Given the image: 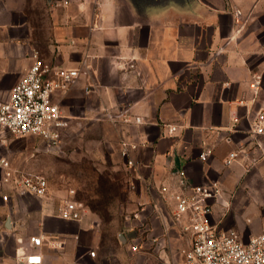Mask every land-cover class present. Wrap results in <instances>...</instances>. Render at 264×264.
<instances>
[{
    "label": "crops",
    "instance_id": "0c3cea01",
    "mask_svg": "<svg viewBox=\"0 0 264 264\" xmlns=\"http://www.w3.org/2000/svg\"><path fill=\"white\" fill-rule=\"evenodd\" d=\"M63 1L0 0V101L10 98L34 52L62 69L87 59L88 73L53 97L68 119L61 142L88 151L100 170L129 187L143 211L124 222L125 243L137 249L107 253L93 213L84 209L80 219L66 220L55 205L30 206L28 196L3 183L0 264H25L33 236L44 238L43 264H183L189 237L172 224L158 191L180 170L194 185L222 187L228 206L214 205L215 224L245 242L259 234L264 134L253 132V119L264 109V0ZM107 109L128 110L132 121L113 123ZM168 125L178 127L174 135ZM10 135L0 130V162L21 170ZM233 152L238 156L227 165ZM4 174L0 165V182Z\"/></svg>",
    "mask_w": 264,
    "mask_h": 264
},
{
    "label": "built area",
    "instance_id": "2783aa9c",
    "mask_svg": "<svg viewBox=\"0 0 264 264\" xmlns=\"http://www.w3.org/2000/svg\"><path fill=\"white\" fill-rule=\"evenodd\" d=\"M63 2L65 5L69 4V0ZM33 59L34 63L15 85L10 98L7 101H0V130L8 131L15 137L38 136L59 149L62 147V132L68 126V119L53 97L56 92L66 90L81 75H86L90 66L85 59L83 65L78 68H56L41 59L38 52L33 53ZM261 80V76L257 74L250 83V88L255 93L260 89ZM105 116L113 123L132 121L128 110L114 112L107 109ZM141 121L140 117L134 119L136 123ZM167 127L168 135L177 132L176 125ZM253 132L258 135L264 134V109L256 112ZM121 155L124 158L128 157L126 143L122 144ZM207 156L205 153L201 155V159L206 160ZM237 156L238 152L231 153L226 164L230 165ZM252 160L255 162L257 159ZM127 164L133 166L135 161L127 159ZM0 165L5 171L0 188L3 183L9 185L21 197L47 195L49 184L44 175L17 169L6 160H2ZM175 178L176 182L173 185L163 184L158 191L161 199L170 208L168 215L172 224L189 237L190 244L184 251L183 264H264V228L245 242L238 231L225 230L211 220L214 205L228 206L223 200L224 191L219 183L194 185L182 170L176 173ZM73 194L72 191L60 209V216L63 219L81 218L82 204ZM3 198L8 200V196ZM44 242L42 236L30 238L28 253L24 255L25 264H43L39 249ZM136 249L134 247V250ZM90 255L94 257L96 252L91 251Z\"/></svg>",
    "mask_w": 264,
    "mask_h": 264
},
{
    "label": "rangeland",
    "instance_id": "374dc122",
    "mask_svg": "<svg viewBox=\"0 0 264 264\" xmlns=\"http://www.w3.org/2000/svg\"><path fill=\"white\" fill-rule=\"evenodd\" d=\"M10 136L14 139L15 148L19 150L15 159L23 165L21 170L38 172L48 180L47 195L28 196L30 206L37 203L55 205L60 210L65 199L73 191L83 210L100 219L103 240L106 242L105 252H110L111 248L124 249L127 252L134 250V243H125L124 222L129 217L134 219V212L138 213L141 209L136 210L138 204L131 199L129 187L122 179L112 178L109 172L100 170L88 151L81 153L80 146L79 151H76L64 142L62 147L57 149L38 136ZM168 212L170 211L166 210V213ZM187 244H190V241L187 240ZM89 256L92 257L90 251ZM92 258L95 259L96 256ZM69 264L78 263L74 260ZM82 264L90 263L84 261Z\"/></svg>",
    "mask_w": 264,
    "mask_h": 264
}]
</instances>
